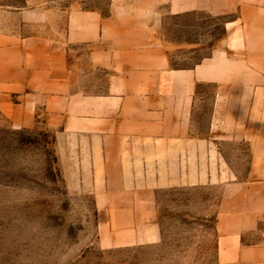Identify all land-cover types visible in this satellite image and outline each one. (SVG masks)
<instances>
[{"label":"crops","instance_id":"1","mask_svg":"<svg viewBox=\"0 0 264 264\" xmlns=\"http://www.w3.org/2000/svg\"><path fill=\"white\" fill-rule=\"evenodd\" d=\"M202 14L226 18L223 38L195 67L173 65ZM200 84L216 89L217 125L239 93L232 137L253 143L260 169L224 199L219 264H264V0H0V118L45 120L131 236L155 231L156 192L181 159L230 140L192 131Z\"/></svg>","mask_w":264,"mask_h":264},{"label":"rangeland","instance_id":"2","mask_svg":"<svg viewBox=\"0 0 264 264\" xmlns=\"http://www.w3.org/2000/svg\"><path fill=\"white\" fill-rule=\"evenodd\" d=\"M225 19L202 14L188 20L187 40L195 43L176 54L173 65L202 63L223 38ZM238 95L230 91V125H217L216 89L199 85L192 131L230 129V140L213 141V155L187 157L185 168L181 159L156 192L155 231L144 226L135 236L121 228L126 222L107 220L90 174L74 171L45 120L16 129L0 118V264H219L224 199L233 183L260 173L253 143L232 137Z\"/></svg>","mask_w":264,"mask_h":264}]
</instances>
